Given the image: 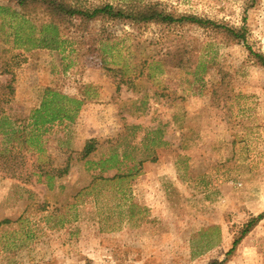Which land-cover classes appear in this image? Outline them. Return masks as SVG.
Returning a JSON list of instances; mask_svg holds the SVG:
<instances>
[{
    "label": "rangeland",
    "instance_id": "374dc122",
    "mask_svg": "<svg viewBox=\"0 0 264 264\" xmlns=\"http://www.w3.org/2000/svg\"><path fill=\"white\" fill-rule=\"evenodd\" d=\"M144 1L245 27L246 41L92 23L70 54L0 31V264H264V219L227 255L264 213V68L249 54L264 56V0ZM0 7L20 12L16 0ZM103 32L107 63L88 53ZM200 62L213 63L203 86ZM47 89L85 102L75 121L38 131Z\"/></svg>",
    "mask_w": 264,
    "mask_h": 264
},
{
    "label": "trees",
    "instance_id": "16d2710c",
    "mask_svg": "<svg viewBox=\"0 0 264 264\" xmlns=\"http://www.w3.org/2000/svg\"><path fill=\"white\" fill-rule=\"evenodd\" d=\"M16 1L20 7V12L12 11L7 7H0V14H6L10 18L8 21H6L7 18L2 20L0 31H4V27H7L11 31L10 35L13 37L15 46L17 45L28 50L46 48L61 50L62 52L68 51L70 54L79 53L77 47L81 48V44L84 45L83 40L85 38L81 35L80 30L92 23H101L102 26L110 23H121L129 25L132 28H142L149 25H157L165 28H180L186 25H197L202 28L213 30L215 35H223V37L234 41H246L245 27L236 29L194 15L167 12L162 8L160 2L147 3L144 0H118L117 4L105 3L88 8L73 0ZM10 11H12V13ZM93 37L94 39L88 45V53L96 54L97 57L102 59L103 63H107V57L112 50L109 43L114 37L112 35H106L104 32L99 35L95 34ZM249 54L264 68L263 55L257 54L251 49H249ZM164 58L169 62V55H166ZM160 63L162 64V62ZM211 65H213V63H199L195 75L198 77L197 81L202 82V86L205 80L204 75L209 72ZM162 66H164V64H162ZM225 75H223V79H225ZM2 88L8 87L2 86ZM84 102V100L77 97H69L53 89H47L39 108L33 111V125L40 131L43 127L47 126V124H52L58 120L75 121ZM14 137L16 139L17 135L15 136L14 134ZM39 138H41L40 135ZM31 139L32 136L29 138L30 142H32ZM94 144L95 143H89L86 145L83 152L84 159L88 158L96 151V146ZM109 163L114 164V159L109 160ZM102 167V171L104 172L107 169L115 168V166L106 167L104 165ZM61 171L62 173H66L67 170ZM44 176L49 182L54 177V175L51 174H45ZM124 177L128 176H123L122 178ZM41 179H43V174H40L39 182L42 181ZM100 180L106 179L103 177L94 179L95 182ZM108 180L111 181L112 179ZM263 219L264 213L254 218L242 232L241 237L235 240L232 249L227 255L234 253L242 239ZM7 222L9 221L3 223ZM223 263L224 262L213 261L208 264Z\"/></svg>",
    "mask_w": 264,
    "mask_h": 264
}]
</instances>
